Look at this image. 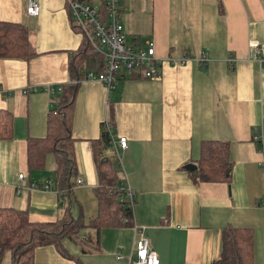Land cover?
I'll return each instance as SVG.
<instances>
[{"label": "crops", "instance_id": "0c3cea01", "mask_svg": "<svg viewBox=\"0 0 264 264\" xmlns=\"http://www.w3.org/2000/svg\"><path fill=\"white\" fill-rule=\"evenodd\" d=\"M38 1L40 13L31 16L26 0H0V22L26 25L36 53L29 60L0 58V109L13 116L12 138L0 140V207L54 222L68 200L55 186L54 157L43 170H28L27 138L45 136L48 87L71 80L82 34L70 22L67 0ZM118 9L130 41H153L156 56L178 63L162 64L157 79L119 77L111 92L97 80L78 83L70 131L81 183L73 188L71 213L85 225L98 213L101 177L92 141L108 120L128 140L117 165L119 183L135 191L136 229L103 228L92 243L64 238L66 255L39 246L34 264H127L140 236L158 264H212L227 225L252 230L253 264H264L263 152L253 140L261 134L264 144V69L249 45L264 42V0H119ZM204 140L228 144V182L195 180L185 168L197 165ZM9 262L6 253L2 263Z\"/></svg>", "mask_w": 264, "mask_h": 264}, {"label": "trees", "instance_id": "16d2710c", "mask_svg": "<svg viewBox=\"0 0 264 264\" xmlns=\"http://www.w3.org/2000/svg\"><path fill=\"white\" fill-rule=\"evenodd\" d=\"M96 4L99 11H105L104 0H87ZM79 33V29L72 25ZM28 28L22 23L0 22V58L29 60L35 56ZM98 62L97 68L88 67L90 62ZM105 68L104 58L93 52L86 37L82 35V45L70 59L71 80L63 83L60 90L52 92V107L47 112L46 134L42 138H27L26 161L29 171L43 170L49 154L55 160V186L61 198L68 204L63 207V216L54 222H33L27 210L0 207V264L5 253L10 254L9 264H34V250L39 246H54L66 255L62 240L70 238L77 242L92 243L103 228L134 227L133 207L125 190L119 185L120 175L115 154H104L111 150L110 136L103 125L100 138L92 141L100 173L96 187L98 213L89 218L87 225L82 216H72L71 205L76 201L71 197L76 183V163L70 121L78 83L89 71L100 72ZM122 78L125 75L122 74ZM77 80L78 82H71ZM13 116L6 109H0V140L13 136ZM231 163L228 158V144L217 140H204L200 146L197 168L189 171L192 178L202 181H227ZM63 201V200H62ZM252 230L227 225L222 231V249L212 264H253ZM87 238V240H86Z\"/></svg>", "mask_w": 264, "mask_h": 264}, {"label": "built area", "instance_id": "2783aa9c", "mask_svg": "<svg viewBox=\"0 0 264 264\" xmlns=\"http://www.w3.org/2000/svg\"><path fill=\"white\" fill-rule=\"evenodd\" d=\"M105 11L102 14L98 6L87 0H67L69 5V17L72 25L76 26L80 34L84 35L94 53L103 56L105 68L100 71H89L82 80L93 79L101 82L108 92L114 90L116 81L122 74L126 76H141L148 79L160 77V66L164 63L176 64L175 58H159L155 54L153 41H146L144 46L130 41L123 29L118 12L119 0H104ZM26 12L28 15L37 16L40 13L38 0H26ZM253 50V58L259 62L264 69V42H250ZM207 58L202 56L198 61L205 62ZM183 62L182 60L179 63ZM71 82H78L72 80ZM60 84L49 86L50 91L60 90ZM110 136L111 153L115 154L118 164H121L120 150L127 148L126 136L114 134L111 123L103 122ZM253 140L262 144L264 164V144L261 134H254ZM21 180L23 174H19ZM80 184L81 180L76 179ZM33 185V184H32ZM119 185L127 195L131 206H134L135 191L120 182ZM48 188V185L44 186ZM136 229V225H134ZM127 264H158L156 252L149 246L146 237L140 236L135 242V255L127 257Z\"/></svg>", "mask_w": 264, "mask_h": 264}, {"label": "water", "instance_id": "95a60500", "mask_svg": "<svg viewBox=\"0 0 264 264\" xmlns=\"http://www.w3.org/2000/svg\"><path fill=\"white\" fill-rule=\"evenodd\" d=\"M185 168L187 170L192 171V170H195L197 168V165L190 162V163H188V164L185 165Z\"/></svg>", "mask_w": 264, "mask_h": 264}, {"label": "rangeland", "instance_id": "374dc122", "mask_svg": "<svg viewBox=\"0 0 264 264\" xmlns=\"http://www.w3.org/2000/svg\"><path fill=\"white\" fill-rule=\"evenodd\" d=\"M145 44H142L141 46H144ZM48 159H47V161H49V160H52V158H53V154L52 155H48V157H47ZM53 161V160H52ZM51 162V161H50ZM49 163V162H48ZM6 254V253H5ZM7 254H8V252H7ZM3 264V263H2Z\"/></svg>", "mask_w": 264, "mask_h": 264}]
</instances>
